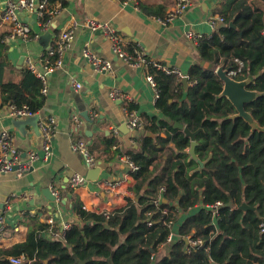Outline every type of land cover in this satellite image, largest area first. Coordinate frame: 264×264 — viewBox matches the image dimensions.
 <instances>
[{
	"label": "trees",
	"instance_id": "1",
	"mask_svg": "<svg viewBox=\"0 0 264 264\" xmlns=\"http://www.w3.org/2000/svg\"><path fill=\"white\" fill-rule=\"evenodd\" d=\"M57 1L67 2L51 0ZM261 1L264 0H238L229 15H222L225 25L210 36H202L198 43L203 59L209 63L215 55L242 61L239 65L232 60L227 68H240L235 78H248L249 89L259 93L245 105L254 123L238 116L232 102L222 95L224 83L214 68L193 65L188 77L195 85L185 89L180 83V91L176 92V75L150 66L159 92L156 107L172 122L178 121L192 131L201 129L197 136L198 155L204 159L211 154V158L204 168L190 174L199 164L185 160L189 137L166 119L157 122L145 114L147 123L150 121L145 129L156 133V137L143 136L140 149L129 152L139 165L134 171L133 188L137 201L130 200L127 207L110 213L109 218L104 213L87 211L75 201L82 224H72L64 240L43 234L49 227L46 222L32 227L27 235L31 258L27 256L23 264H78L76 257L88 259L85 264H264V233L260 231L264 218V7ZM47 18L48 15L44 20ZM231 21L235 26L230 25ZM5 67L6 63L0 62L2 103L27 105L39 112L46 99L41 93L40 79L26 69L21 82L6 81ZM127 109L134 112L137 107L129 101ZM161 128L162 131L166 128L168 135H163ZM170 141L179 152L167 147ZM114 143L111 140L108 144ZM162 154L166 157L156 163ZM162 186L166 189L161 206L169 209V213H163L153 203ZM217 200L224 202L220 231L209 251L199 248L187 253V240L183 237L170 244L166 252L154 254L157 244L169 234L170 227L165 222L173 215L175 223L180 221L177 231L188 234L195 230L198 236L206 238L211 218L206 205ZM175 201L178 205H173ZM198 202L202 204L200 210L186 219L179 218ZM243 202L255 209H241ZM151 215L155 223L149 226L147 220ZM18 253L1 250L0 264H10L5 255Z\"/></svg>",
	"mask_w": 264,
	"mask_h": 264
},
{
	"label": "crops",
	"instance_id": "2",
	"mask_svg": "<svg viewBox=\"0 0 264 264\" xmlns=\"http://www.w3.org/2000/svg\"><path fill=\"white\" fill-rule=\"evenodd\" d=\"M6 1L0 0V4ZM237 2L238 0H196L182 15L167 25L161 24L158 18H165L175 7L176 0H67L66 4L51 2L50 7L58 6V12L51 17L47 28L40 26L36 10L23 12L20 18L28 21L33 37L8 42L4 40V36L10 29V23L0 24V62L6 63L4 79L14 82L22 81L24 71L28 69L25 62L27 56H32L39 66L45 59L53 60L54 56L49 53L50 47L60 41L65 30L73 31V38L64 53L63 69H55L49 75L48 92L44 95L45 104L38 113L31 116L11 115V103H2L0 89V133L8 130L13 134L23 157H27V152L31 149L40 155L33 168L25 174L8 172L0 175V200L3 203L0 205V212L6 216L5 230L0 234V251L24 253L29 257V230L38 223H47L49 218L59 227L64 222L71 225L82 224L74 206L75 201H79L87 211L95 213H113L127 207L130 200L136 202L138 195L133 189L136 178L127 157H130L129 152L140 149L143 136L156 137V133L145 129L150 122L147 123L145 114L156 118L157 122L162 118L166 119L177 131L183 132L175 127L177 121L168 120L156 107L157 90L146 79L147 74L153 75L150 66L154 65L148 64L142 68L130 65L114 52V43L106 33L92 30L87 23H108L117 29L119 44L128 55L133 54L134 49L142 48L149 59L179 67L189 76L193 65L206 66L202 63L209 62L203 59L199 49L198 43L202 37L190 39L187 33L193 31L201 36L212 35L225 25V20H219L218 17H223L224 13L229 15ZM261 2L264 7V1ZM36 34L38 37H34ZM85 47L109 59L113 72L96 70L82 54ZM232 60L242 64L239 58L215 55L211 66L207 67L214 68L215 74L220 66L235 70L227 68ZM71 76L82 83L81 88L74 87ZM188 83V87L195 85L190 79ZM182 87L188 89L183 83ZM112 89H119L124 93V99H113L109 93ZM129 101L135 103L136 111L127 109ZM86 113L91 118L96 113L97 117L88 120ZM133 113H136L142 123L141 128L136 131H132L128 125ZM37 115L40 119L54 116L58 124V132L52 141L53 154L48 159L43 158V137L36 126ZM75 115L84 120L79 129L76 127ZM200 130H197V136ZM165 131L166 128L163 131L161 128V133L168 135ZM81 138L86 141L95 159L93 165H88L71 147L72 142ZM111 140H115L112 146L108 144ZM198 145L196 153L203 165L189 154L190 145L186 148V162L195 160L199 164L190 170V174L204 168L211 158V154L204 159L200 157ZM167 147L179 152L173 141ZM165 157L166 155L160 157L156 163H160ZM96 167L101 170L98 179L94 180L89 177V172ZM150 169H153V165ZM74 172H80L86 180L72 188L69 181ZM107 181L115 184L114 188L104 186L103 183ZM46 187L57 191L59 198L56 197L53 201L49 199L43 193ZM173 205H178V202H173ZM201 207L202 204L198 202L188 214H181L179 218L186 219ZM179 222L177 220V229ZM212 235L211 225L206 238L196 234L207 241L201 247L206 251H209L215 239V236L211 239Z\"/></svg>",
	"mask_w": 264,
	"mask_h": 264
},
{
	"label": "built area",
	"instance_id": "3",
	"mask_svg": "<svg viewBox=\"0 0 264 264\" xmlns=\"http://www.w3.org/2000/svg\"><path fill=\"white\" fill-rule=\"evenodd\" d=\"M195 0H176L175 7L170 10L165 18H158L159 22L163 25H167L169 22L174 21L177 17L182 15L185 10H187L191 5H193ZM51 0H7L5 3L0 4V24L2 22L10 23V29L6 32L4 36L5 41H14L19 38L24 40H29L33 37L32 28L28 21L21 19L20 16L23 12L36 10L38 14V18L40 20V26L42 28H47L51 22V17L58 12V6L50 7ZM48 15L46 21L44 17ZM219 20H224V17H218ZM87 26L92 30H100L106 33L108 37H110L114 43L113 50L114 52L121 58H123L130 65L142 68L148 64L154 65L157 69H161L166 71L167 73H172L176 75V91L179 89V84L182 78L186 76L179 67L169 66L164 63H160L157 61H153L146 56L145 51L142 48L134 49V53L128 55L126 51H124L119 44V37L117 34V29L109 25L105 22L100 21H89ZM34 37H38L36 34ZM187 37L190 39H199L202 36L193 31H189L187 33ZM73 38L72 30H65L62 33L60 41L54 46H51L49 49V53L54 56L53 60L45 59L39 66V63L32 57H26V65L27 68L37 76L41 83V93L46 95L48 92V77L55 70L62 68L64 66L63 58L65 50L69 45V41ZM83 56L94 66L96 70L99 71H108L113 72V65L109 59H106L100 56L97 52L93 51L89 47L83 48L82 51ZM42 67V68H40ZM240 72V68L237 70H229L231 75H237ZM188 76V75H187ZM147 81L157 90V98L159 97V92L156 87V81L154 80V76L151 74H147ZM71 81L75 88L79 89L82 87V83L75 79V77L71 76ZM110 96L113 99H124L125 94L122 93L119 89H112L110 92ZM38 112H34L30 109L29 106H17L10 105V114L15 116H31ZM134 116L128 121V125L132 131H136V129H140L142 123L140 122L139 117L136 113H133ZM97 117V114L94 113L92 115V120ZM76 127L79 129L83 124L84 120L81 119L78 115H75ZM39 130L43 137V151L44 159H48L53 154V146L52 141L55 138L58 132V124L54 116H48L44 119H40ZM72 149L79 153L86 161L88 165H93L95 163V159L93 158L92 153L88 148V144L86 141L81 138L76 142H72ZM40 159V155L35 150H29L27 152V157L22 156V152L19 150L13 134L8 130H3L0 133V175L15 172L18 175H23L33 168L34 162ZM127 161L131 166L133 171L139 169V165H137L130 157H127ZM86 180V177L80 172H74L69 184L70 187L75 188L78 185L82 184ZM104 186L108 188H114L113 183L104 182ZM165 187L162 186L160 189L159 195L153 199V203L155 207L161 209L163 213H169V209L162 208L161 204L164 200L163 193L165 191ZM52 193L59 198V193L57 191H52ZM3 204L0 200V205ZM224 205L222 200H217L215 203L207 204L206 208L210 212V225L213 229V235L211 239L219 233V220L222 217L221 208ZM85 209V208H84ZM104 215L109 218L110 211L103 212ZM148 214H151L152 211H148ZM152 215L148 218L147 224L152 226L155 223ZM175 215L166 221V225L170 227L169 234L165 241L159 242L157 244V248L154 251L155 253H164L168 250L169 245L172 244L176 240H180L183 237L187 240V246L185 248L187 253L192 252L194 249L201 248L205 246L207 241L201 239L196 236L195 231H191L189 234L181 235L179 231L176 230V227H173L172 224L176 225ZM49 227L47 230L42 231L43 234H48L53 239H61L64 240L66 231L71 227V224L68 222L62 223L61 227L55 226L54 220L49 218L47 220ZM6 226V216L2 212H0V234L5 230ZM260 231L264 233V220L260 224ZM208 248V247H207ZM31 258V256H29ZM27 259V256L24 253H18L17 255H12L8 257L10 264H23ZM34 259V258H33ZM32 259V260H33Z\"/></svg>",
	"mask_w": 264,
	"mask_h": 264
},
{
	"label": "water",
	"instance_id": "4",
	"mask_svg": "<svg viewBox=\"0 0 264 264\" xmlns=\"http://www.w3.org/2000/svg\"><path fill=\"white\" fill-rule=\"evenodd\" d=\"M231 26H235L233 22H231ZM202 64L206 66H211V63L204 62ZM216 73L224 83L222 95L228 97V99L232 102V104L235 106L237 110V115L243 117L245 120L251 123H254V118L252 117V114L245 109V105L251 102L256 97H258L259 93L255 90L249 89L248 87L249 79L246 80L236 79L233 75L229 73L228 69H225L224 66L218 67ZM188 82H189V77L185 76L182 79V83L186 88H188V84H189ZM86 118L90 120V117L87 115V113H86ZM37 120L38 121L36 126L37 128H39L38 126V123L40 121L39 115H37ZM175 127L182 129L185 135L190 138L191 142L188 152L193 159L197 160L201 165H203V162L198 158L196 153V146L198 145L197 131L190 130L188 126L178 121L175 122ZM100 170H101L100 167L92 168L89 172V177L94 180L98 179ZM43 193L52 201L56 199V196L52 193V190L49 187L43 189ZM241 209L247 210V209H255V208L251 207L246 202H243L241 205ZM151 250L154 251L153 246L151 247ZM76 260L78 264H85L88 261V259L81 260L78 257H76Z\"/></svg>",
	"mask_w": 264,
	"mask_h": 264
},
{
	"label": "rangeland",
	"instance_id": "5",
	"mask_svg": "<svg viewBox=\"0 0 264 264\" xmlns=\"http://www.w3.org/2000/svg\"><path fill=\"white\" fill-rule=\"evenodd\" d=\"M247 79H248V78H247ZM179 232H180V231H179ZM180 234H181V235H186V234H183V233H181V232H180ZM188 234H189V233H188ZM27 256H28V255H27Z\"/></svg>",
	"mask_w": 264,
	"mask_h": 264
},
{
	"label": "bare ground",
	"instance_id": "6",
	"mask_svg": "<svg viewBox=\"0 0 264 264\" xmlns=\"http://www.w3.org/2000/svg\"><path fill=\"white\" fill-rule=\"evenodd\" d=\"M195 1H196V0H195ZM195 1H194V2H195ZM172 226L175 227L176 225H175V224H172Z\"/></svg>",
	"mask_w": 264,
	"mask_h": 264
}]
</instances>
